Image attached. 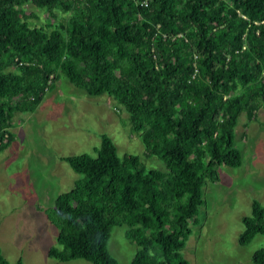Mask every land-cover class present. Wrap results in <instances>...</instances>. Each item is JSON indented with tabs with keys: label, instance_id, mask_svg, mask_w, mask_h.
Returning <instances> with one entry per match:
<instances>
[{
	"label": "trees",
	"instance_id": "1",
	"mask_svg": "<svg viewBox=\"0 0 264 264\" xmlns=\"http://www.w3.org/2000/svg\"><path fill=\"white\" fill-rule=\"evenodd\" d=\"M61 73L127 111L142 155H120L103 133L95 154L62 157L78 177L55 200L60 246L48 255L120 264L109 239L124 225L131 264H190L206 181L242 165L236 126L264 102V0H0V151ZM242 221L240 244L264 234L260 201ZM253 261L264 264V246Z\"/></svg>",
	"mask_w": 264,
	"mask_h": 264
},
{
	"label": "rangeland",
	"instance_id": "2",
	"mask_svg": "<svg viewBox=\"0 0 264 264\" xmlns=\"http://www.w3.org/2000/svg\"><path fill=\"white\" fill-rule=\"evenodd\" d=\"M109 100L106 94L87 95L61 73L38 108L21 122L19 117L15 140L0 151V247L10 264L19 258L25 264H92L48 255L51 246H60L50 214L58 195L78 177L63 156L95 154L103 133L113 138L120 155H142L140 141L129 137L127 111ZM235 141L244 161L220 167L219 179L206 181L205 204L182 250L190 264H256L253 254L264 246V234L239 243L252 201L264 207V102L252 119L239 118ZM143 162L149 167L161 163L155 158ZM137 248L124 225L112 228L109 250L120 264H131Z\"/></svg>",
	"mask_w": 264,
	"mask_h": 264
}]
</instances>
